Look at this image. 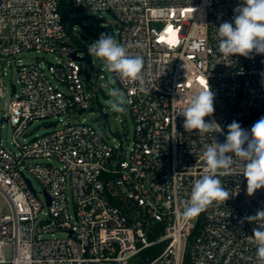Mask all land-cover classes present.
I'll return each mask as SVG.
<instances>
[{
  "label": "built area",
  "instance_id": "1",
  "mask_svg": "<svg viewBox=\"0 0 264 264\" xmlns=\"http://www.w3.org/2000/svg\"><path fill=\"white\" fill-rule=\"evenodd\" d=\"M61 1L0 0V78L5 64L19 75V86L10 89L0 79V98H11L0 120V194L11 210L0 206V264H130L153 245L160 251L143 264H258L250 239L258 225L247 217L264 210V189L247 194L240 162L219 177L230 199L194 218L182 215L205 171L204 146L225 142L233 121L250 131L264 117V54L218 50L216 27L233 20L242 0H72L68 18L74 9L94 10L105 21L102 13H111L119 22L117 42L144 59L146 90L112 73L134 122L127 148L120 135L108 141L83 116L98 102V78L107 75L94 78L88 48L71 44ZM75 49L83 60L70 56ZM42 51L66 57L24 62L18 56ZM207 83L215 95L205 120L220 132H188L179 113ZM3 120L14 150L3 145ZM40 120L32 131L50 130L27 137ZM119 202L134 207L133 214ZM140 216L162 226L156 237Z\"/></svg>",
  "mask_w": 264,
  "mask_h": 264
},
{
  "label": "clouds",
  "instance_id": "2",
  "mask_svg": "<svg viewBox=\"0 0 264 264\" xmlns=\"http://www.w3.org/2000/svg\"><path fill=\"white\" fill-rule=\"evenodd\" d=\"M216 28L218 50L223 55L250 58L253 53L264 54V0H242L234 9L233 20L225 21ZM88 53L102 60L109 72L122 80L136 82L141 90H146L143 57L130 55L127 47L117 42L111 34L101 33L99 39L89 45ZM214 95L207 83V87L199 89L189 105L179 113L185 118L183 127L186 131L195 130L200 135L220 132V126L214 120H205L214 113ZM110 97V109L117 113L124 112L127 102L125 94L113 88ZM227 128L225 142L215 141L204 146L205 171L195 180L190 197L183 201L182 215L185 218L198 216L214 201L225 202L231 198V191L222 187L219 177L227 174L237 161L244 169L242 175L247 181V194L251 196L257 190L264 189V117L258 119L250 131L236 121ZM247 220L258 225L250 239L257 245L258 264H264V210L247 217Z\"/></svg>",
  "mask_w": 264,
  "mask_h": 264
},
{
  "label": "rangeland",
  "instance_id": "3",
  "mask_svg": "<svg viewBox=\"0 0 264 264\" xmlns=\"http://www.w3.org/2000/svg\"><path fill=\"white\" fill-rule=\"evenodd\" d=\"M99 12L94 10H85V9H74L72 16L69 18L70 22H73L77 29L78 37L83 42L85 47H89V45L98 40L101 33L111 34L114 38L118 39L117 29L119 28V22L115 16H113L109 12H103L102 16L106 18L105 22H96V18L98 17ZM113 30L115 33H113ZM18 56L22 57L24 62H30L37 60L38 57L42 59H46L48 62H56L60 58H65L66 55H57L52 52H27L21 53ZM91 60L93 61V69H92V76L95 78L97 77L100 71L104 72L107 75V78H98L96 85H94V89L97 91L98 103L103 107L104 113H106L107 118L110 121V130L105 128L104 119L98 109L97 102H93L91 109H87L84 111L83 116L86 117V120L91 123L108 141L114 142V134L120 135L124 140V147L127 148L128 145L133 140L134 136V122L130 115V112L125 104V111L122 113L114 112L110 109L108 105L110 97V92L113 88H118L122 92V88L115 77L112 75V72L107 70L105 63L90 55ZM5 66V75H2L0 78L6 84V86L10 89L12 83L19 86L18 79L19 75L14 68L13 70L10 68L9 65ZM55 83H57L55 81ZM59 88L64 89V87L58 84ZM124 93V92H123ZM11 99V98H10ZM10 99H7V96L0 98V120L5 116V112L8 110V104ZM83 116L78 115H71L70 119L72 118H82ZM69 120L67 117H64V121ZM43 121L40 120L38 122H33L29 125L26 130L27 137H33L37 134H43L46 131L50 130L46 127H42L37 131H32L33 128L37 124H41ZM4 127L2 129V142L5 148L9 150H14V145L12 144V129L11 126L7 123L6 120H3ZM46 124V122L44 123ZM54 164H58L56 161L53 162ZM33 185L36 190L40 191L41 186L37 180L32 178ZM0 206L4 209L6 213H10L11 210L9 208L8 203L6 202L5 198L0 194ZM57 237H64L65 233L57 231L55 232ZM46 237H50V234H45ZM13 255V247L12 244L7 245L6 247V257L11 258ZM142 261V258L139 256L133 258L130 264L134 262ZM108 264H116L113 262H109Z\"/></svg>",
  "mask_w": 264,
  "mask_h": 264
},
{
  "label": "trees",
  "instance_id": "4",
  "mask_svg": "<svg viewBox=\"0 0 264 264\" xmlns=\"http://www.w3.org/2000/svg\"><path fill=\"white\" fill-rule=\"evenodd\" d=\"M73 9V4H72V0H62L60 3V11L62 13L63 16V20L67 25V30H68V34L70 37V41L71 44L74 47H83V42L81 41V39L78 37V33H77V29L75 27V25L73 24V22H67L69 20L68 18V10H72ZM120 205H125L124 207L126 208V210L128 211L129 214H133L132 212L134 211V207L132 206H128L125 203H120ZM138 219H141L146 227V229L148 230V235L149 237L152 239L154 237H156V235L162 230V226L157 223V222H149L146 223V221L143 220V218L140 216L138 217ZM161 249V245H153L150 247H147L145 249H143L140 252V257L142 258V261H138V262H134L133 264H143L147 259L153 257L154 255H156ZM138 255V256H139ZM185 264H187V260L185 262Z\"/></svg>",
  "mask_w": 264,
  "mask_h": 264
},
{
  "label": "water",
  "instance_id": "5",
  "mask_svg": "<svg viewBox=\"0 0 264 264\" xmlns=\"http://www.w3.org/2000/svg\"><path fill=\"white\" fill-rule=\"evenodd\" d=\"M104 21H105L104 18H101V17L96 18V22H98V23H100V22H104ZM70 56H71L72 58H75V59H80V60H83V59H84V57H80V56L77 55V50H76V49L73 50V51L70 53ZM13 91H14V87H13ZM97 105H98V109H99V111H100V113H101V115H102V117H103V119H104V122H105V124H106L108 130H110V121H109V119L107 118L106 114H105L104 111H103V108L100 106V104H99L98 102H97ZM79 112H81V111H79ZM50 124H51V125H55V124H56V121H53V122H51ZM38 127H39V126H37V128H38ZM121 149H123L122 146H121ZM48 202H49V198H48Z\"/></svg>",
  "mask_w": 264,
  "mask_h": 264
}]
</instances>
